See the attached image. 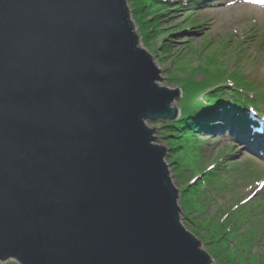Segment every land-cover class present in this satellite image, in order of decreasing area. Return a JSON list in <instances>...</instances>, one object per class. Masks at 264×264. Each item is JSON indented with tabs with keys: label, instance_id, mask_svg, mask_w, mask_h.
<instances>
[{
	"label": "water",
	"instance_id": "water-1",
	"mask_svg": "<svg viewBox=\"0 0 264 264\" xmlns=\"http://www.w3.org/2000/svg\"><path fill=\"white\" fill-rule=\"evenodd\" d=\"M128 0H0V262L214 264L148 121L180 87Z\"/></svg>",
	"mask_w": 264,
	"mask_h": 264
},
{
	"label": "rangeland",
	"instance_id": "rangeland-1",
	"mask_svg": "<svg viewBox=\"0 0 264 264\" xmlns=\"http://www.w3.org/2000/svg\"><path fill=\"white\" fill-rule=\"evenodd\" d=\"M168 2L167 15L160 21L164 32L156 41L147 40L139 31L129 1L128 7L140 46L161 69L163 78L157 83L181 89L171 107L193 112L203 96L220 84L264 100V2ZM193 24L196 28L191 31L189 26ZM178 30L181 32L174 34ZM163 122L166 121H148L147 125L156 127L155 143L169 148L172 139H165ZM202 139L203 142H189L176 155L191 172V178L200 174V170L192 171L202 165L212 169L206 180L209 182L197 185L183 201V181L176 177L169 151L166 158L174 185L180 190L182 224L201 241V248L214 264H264V157L250 152L244 140H237L228 131ZM178 173L183 174L184 168ZM215 230L217 236L213 234ZM222 234L223 239L210 242ZM0 264L19 263L10 259Z\"/></svg>",
	"mask_w": 264,
	"mask_h": 264
},
{
	"label": "trees",
	"instance_id": "trees-1",
	"mask_svg": "<svg viewBox=\"0 0 264 264\" xmlns=\"http://www.w3.org/2000/svg\"><path fill=\"white\" fill-rule=\"evenodd\" d=\"M128 1L139 31L147 40L156 41L164 32L160 21L162 16L167 15V8L170 7L169 0ZM195 28L194 24L189 26L191 31ZM179 32L181 31L178 30L174 34ZM169 35L165 36V42ZM161 128L165 139H172L168 144V150L176 177L183 181L181 188L183 201L197 185H205L209 182L206 180H208V175L212 174V169L209 170L202 165L198 170L192 171L196 173L200 170V174L191 178V172L188 173L189 170L184 167V163L180 162L179 157L176 156L177 152L185 148L189 142H203V137L228 131L234 134L237 140L238 138L243 139L250 152L263 157L264 100L244 94L243 91L235 90L227 84H220L211 88L206 96H203L193 112H182L178 120L163 122ZM219 159H221L220 156ZM181 168H184L183 174L178 173ZM195 178H197L196 181H194ZM220 226L223 227V225ZM216 230L213 232L215 236L218 235ZM223 236L224 234L219 235L210 242L220 241L224 238Z\"/></svg>",
	"mask_w": 264,
	"mask_h": 264
}]
</instances>
